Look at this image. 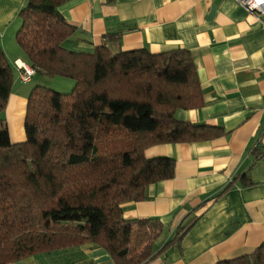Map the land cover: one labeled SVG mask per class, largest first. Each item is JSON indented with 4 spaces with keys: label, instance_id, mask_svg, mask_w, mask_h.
Masks as SVG:
<instances>
[{
    "label": "trees",
    "instance_id": "1",
    "mask_svg": "<svg viewBox=\"0 0 264 264\" xmlns=\"http://www.w3.org/2000/svg\"><path fill=\"white\" fill-rule=\"evenodd\" d=\"M68 1L27 0L19 13L16 41L36 74L75 85L66 95L34 87L26 141L17 144L3 116L15 69L0 44V264L87 246L103 248L116 264H146L163 224L127 221L123 205L145 201L151 185L175 177L174 159H147L146 150L209 142L224 131L176 118L204 104L188 51L113 52L114 36L92 52L71 50L77 28L59 11ZM217 264H264V243Z\"/></svg>",
    "mask_w": 264,
    "mask_h": 264
},
{
    "label": "crops",
    "instance_id": "2",
    "mask_svg": "<svg viewBox=\"0 0 264 264\" xmlns=\"http://www.w3.org/2000/svg\"><path fill=\"white\" fill-rule=\"evenodd\" d=\"M26 5L27 0H0V44L17 77L3 113L14 144L26 140L29 95L48 80L39 74L28 84L19 79L16 63L30 65L16 41ZM59 11L77 28L67 45L74 51L92 52L108 36L116 39L113 52L188 51L204 104L178 111L176 118L224 131L209 142L146 150L147 159L175 161L173 179L151 185L145 201L123 205L127 221L163 224L155 256L146 264H217L255 252L264 243V16L236 0H70ZM13 120L20 121L18 132ZM13 264L116 263L103 248L87 246Z\"/></svg>",
    "mask_w": 264,
    "mask_h": 264
},
{
    "label": "built area",
    "instance_id": "3",
    "mask_svg": "<svg viewBox=\"0 0 264 264\" xmlns=\"http://www.w3.org/2000/svg\"><path fill=\"white\" fill-rule=\"evenodd\" d=\"M239 5L244 7L248 12L257 15L258 17L264 16V0H236ZM16 68L19 72V79L22 83L28 84L36 76V70L26 63L17 64Z\"/></svg>",
    "mask_w": 264,
    "mask_h": 264
},
{
    "label": "rangeland",
    "instance_id": "4",
    "mask_svg": "<svg viewBox=\"0 0 264 264\" xmlns=\"http://www.w3.org/2000/svg\"><path fill=\"white\" fill-rule=\"evenodd\" d=\"M74 85H75L74 82L72 80H69V79H65V78H49L41 86L47 87V88H49L51 90H54V91H56L58 93L66 95V94H71L72 93V91L74 89ZM19 122H20L19 120H15V121L13 120L12 128H13L14 132H18V129L21 127ZM24 133H25V128H24ZM39 256H41V255H39ZM33 257H38V256H33Z\"/></svg>",
    "mask_w": 264,
    "mask_h": 264
}]
</instances>
